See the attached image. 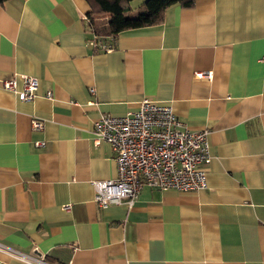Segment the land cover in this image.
I'll return each instance as SVG.
<instances>
[{"label":"crops","instance_id":"obj_1","mask_svg":"<svg viewBox=\"0 0 264 264\" xmlns=\"http://www.w3.org/2000/svg\"><path fill=\"white\" fill-rule=\"evenodd\" d=\"M88 11L0 2V79L39 80L32 100L0 82V243L53 264H264V0L172 4L161 22L96 38ZM145 98L209 131L207 187L144 186L131 208H100L91 181L116 164L93 122ZM0 264L25 263L0 251Z\"/></svg>","mask_w":264,"mask_h":264},{"label":"built area","instance_id":"obj_2","mask_svg":"<svg viewBox=\"0 0 264 264\" xmlns=\"http://www.w3.org/2000/svg\"><path fill=\"white\" fill-rule=\"evenodd\" d=\"M90 43L95 45L93 40ZM210 74L196 72L195 76ZM0 82L21 100H32L39 85L38 78L28 74L20 75V84L16 75ZM32 125L39 128L42 121L33 118ZM93 133L95 144L104 141L111 146L116 164L114 177L91 181L93 200L100 208L121 202L131 208L144 186L180 191L207 187L202 165L211 160L209 131L185 127L167 103L145 98L136 109L120 115L101 112L93 122ZM34 144L42 147L44 141ZM0 251L25 264H53L43 255H28L1 243Z\"/></svg>","mask_w":264,"mask_h":264},{"label":"trees","instance_id":"obj_3","mask_svg":"<svg viewBox=\"0 0 264 264\" xmlns=\"http://www.w3.org/2000/svg\"><path fill=\"white\" fill-rule=\"evenodd\" d=\"M4 0H0L2 2ZM131 0H86V18L96 36H113L127 29L162 21L164 10L172 4L190 6L194 0H144L136 7Z\"/></svg>","mask_w":264,"mask_h":264},{"label":"rangeland","instance_id":"obj_4","mask_svg":"<svg viewBox=\"0 0 264 264\" xmlns=\"http://www.w3.org/2000/svg\"><path fill=\"white\" fill-rule=\"evenodd\" d=\"M144 0H131L129 1L128 4L126 5H129L130 7H136L138 6L141 2H143Z\"/></svg>","mask_w":264,"mask_h":264}]
</instances>
